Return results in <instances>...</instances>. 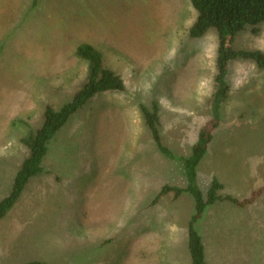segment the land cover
Returning <instances> with one entry per match:
<instances>
[{
  "label": "rangeland",
  "instance_id": "374dc122",
  "mask_svg": "<svg viewBox=\"0 0 264 264\" xmlns=\"http://www.w3.org/2000/svg\"><path fill=\"white\" fill-rule=\"evenodd\" d=\"M189 0H0V198L27 155L22 138L83 82L74 50L88 41L123 80L95 94L55 133L42 172L0 219V264H189L186 225L194 203L183 164L154 145L139 105L158 104L162 143L185 156L211 121L217 34L188 35ZM259 32L233 45L264 51ZM213 139L197 166L206 190L249 205L215 202L196 227L208 264H264V72L234 59Z\"/></svg>",
  "mask_w": 264,
  "mask_h": 264
},
{
  "label": "trees",
  "instance_id": "16d2710c",
  "mask_svg": "<svg viewBox=\"0 0 264 264\" xmlns=\"http://www.w3.org/2000/svg\"><path fill=\"white\" fill-rule=\"evenodd\" d=\"M196 11V17L188 28V35L197 38L208 30L217 34L215 88L210 101L211 121L204 124L197 133V138L188 155L177 156L162 143L159 128L158 104L155 100L149 105L140 104L139 109L156 148L167 157L182 162L186 185L184 187L164 184L155 196V200L166 193L174 196L188 193L193 200V212L186 225L189 264H208L206 246L196 224L206 208L218 201H228L234 205H249L263 190L259 187L243 199L230 194L221 195L220 181L213 177L206 190H202L197 181V166L213 139V130L219 118L220 107L228 96L229 84L226 76L229 63L234 59H248L264 72V51L234 47L237 34L250 27L253 33L259 32V25L264 22V0H189ZM75 56L85 63V76L80 87L71 98L58 108L44 107V118L39 128L22 138L27 148V155L16 169L7 194L0 198V219L16 203L29 179L42 172V160L49 150V144L55 133L66 123L68 118L80 109L95 94L107 91H122L124 83L120 75L104 64L102 53L88 41H79L74 50ZM30 261L23 264H38Z\"/></svg>",
  "mask_w": 264,
  "mask_h": 264
}]
</instances>
